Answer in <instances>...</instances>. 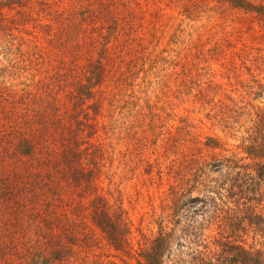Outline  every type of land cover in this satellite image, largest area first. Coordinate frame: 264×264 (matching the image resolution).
Listing matches in <instances>:
<instances>
[{
    "label": "rangeland",
    "instance_id": "1",
    "mask_svg": "<svg viewBox=\"0 0 264 264\" xmlns=\"http://www.w3.org/2000/svg\"><path fill=\"white\" fill-rule=\"evenodd\" d=\"M0 14L3 104L17 113L30 105L18 125L0 113V177L18 175L27 195L37 190L29 174L53 182L59 216L71 224L62 230L51 219L47 237L68 245L55 264H139L162 226L172 233L163 264H192L189 230L200 249L219 251L218 223L203 222L212 205L201 213L196 199L230 184L228 169L213 163L245 156L250 116L264 111L262 23L225 0H0ZM97 67L90 97L76 99ZM24 139L35 146L25 155L15 151ZM68 147H79L81 163ZM260 190L264 215V180ZM97 195L122 207L129 229L120 250L92 222ZM25 218L0 234V264H25L28 249L48 255L37 235L51 230Z\"/></svg>",
    "mask_w": 264,
    "mask_h": 264
},
{
    "label": "trees",
    "instance_id": "2",
    "mask_svg": "<svg viewBox=\"0 0 264 264\" xmlns=\"http://www.w3.org/2000/svg\"><path fill=\"white\" fill-rule=\"evenodd\" d=\"M225 1L234 7L242 8L253 14L254 18L262 23L264 27V0ZM2 23L6 26V23ZM22 58L25 60L24 55ZM261 58L264 66V56H261ZM100 76L101 70L97 67V70L91 72V76L87 77L88 83H79L76 87V99L89 98L95 82H98ZM5 100L7 98L0 94V113L9 115L8 120L18 125V114H24L30 109L28 101H26V107L20 109L17 113L13 108L5 107L3 104ZM252 115L249 119L251 126L247 128L246 135L243 138L244 144L242 143L245 156L242 158L229 157L224 161V165H222L223 160L213 163L216 169L224 166L228 169L230 184L226 186L219 185L214 193L212 191L214 195L211 197L196 199L202 202L199 205L203 209L201 213L204 212V209H207V203L212 205L211 213L209 215L204 214L203 222L207 224L218 223V232L216 236H213L212 243H215L218 247L216 250L219 251L216 253L214 251L210 255V252L202 249L206 243L200 249L195 240V233L192 234L190 230L189 233L183 232L185 238L190 242L194 241L198 246L191 256L192 264H198L199 262L201 264H264V243L259 247H255L254 244H247L242 241L244 239L241 233L245 231V234H247L249 231H253L254 235L264 236V215L258 210L262 201L260 187L264 180V111L256 110ZM213 141L212 137L207 138L208 143ZM20 142L25 144L20 146L21 149L16 146L15 151L18 152L19 150L25 155L35 150L33 143L30 144L25 139L20 140ZM80 152L79 147H68L64 151L66 156L69 155L67 158L73 159L75 163H81ZM68 169L70 170V168ZM68 169L67 173L69 172ZM28 176L31 179V184L37 189L32 191L36 195L26 194L25 186L22 182L19 183L16 180L18 175H13L12 178L9 176L7 178L0 177V234L9 231L10 227L18 226V220L27 223L25 217L27 215L32 216L35 228L41 229L43 224L45 230H51V232L47 231L37 235L39 239L40 237L44 239L43 243L46 250H48V255L42 254L40 250L28 249L27 255H21V258L25 259V264H52V262L55 264L56 261L65 257L68 245L50 241L51 238L47 237L56 227L51 219L59 218L62 222L60 226L62 230H65L71 224L69 221V224L66 225L65 218L67 215H61L63 218L59 216L60 210H58L59 208L55 202L56 199L50 194V187L53 182L44 179L41 172L35 173V177H37L35 180H33L34 175L32 173ZM87 184L89 186L91 182L89 183V180H87ZM24 198L25 200H23ZM184 198V194H180L179 187L172 197L176 208L179 207L180 200H184ZM26 199L28 203H26ZM220 202L229 205L221 208ZM90 206L92 208L90 216L94 225L100 229L110 245L120 250L124 244L128 243L127 232L129 229L122 207L113 206L105 197L98 195L91 200ZM200 208H195V210ZM29 226L31 227V225ZM186 231L188 230L186 229ZM171 235L172 233L162 226L153 237L150 246L142 252V260H139L138 263L163 264V257L165 251L169 249ZM68 240H70V237H68Z\"/></svg>",
    "mask_w": 264,
    "mask_h": 264
}]
</instances>
